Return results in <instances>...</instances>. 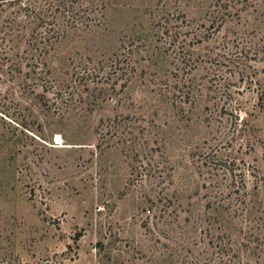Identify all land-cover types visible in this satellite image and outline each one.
Segmentation results:
<instances>
[{"label":"rangeland","instance_id":"obj_1","mask_svg":"<svg viewBox=\"0 0 264 264\" xmlns=\"http://www.w3.org/2000/svg\"><path fill=\"white\" fill-rule=\"evenodd\" d=\"M0 264H264V0H0Z\"/></svg>","mask_w":264,"mask_h":264},{"label":"trees","instance_id":"obj_2","mask_svg":"<svg viewBox=\"0 0 264 264\" xmlns=\"http://www.w3.org/2000/svg\"><path fill=\"white\" fill-rule=\"evenodd\" d=\"M96 7H98V11H97V8H96V11H97V13H99V11H100V13H101V16L103 17L104 16V13L103 12H105L107 9L105 8V6H104V4L103 5H99V3L97 4V6ZM95 11V12H96ZM87 26V25H86ZM89 27V26H88Z\"/></svg>","mask_w":264,"mask_h":264}]
</instances>
